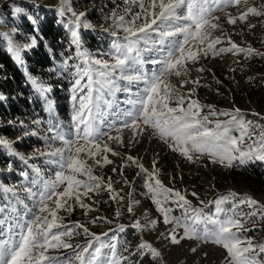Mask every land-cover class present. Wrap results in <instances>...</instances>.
Instances as JSON below:
<instances>
[{"label": "snow or ice", "instance_id": "1", "mask_svg": "<svg viewBox=\"0 0 264 264\" xmlns=\"http://www.w3.org/2000/svg\"><path fill=\"white\" fill-rule=\"evenodd\" d=\"M127 2L138 4L140 12L131 15L130 19L115 12L108 18L113 21L116 30L110 33L114 39L111 51L107 53L110 60H106L103 59L105 54L97 58L83 48L81 29L94 28L85 19L86 14H77L71 7V0H60L57 11L61 17L71 14L65 27L70 32L71 44L75 46L76 57L80 60V63L71 65L74 69L71 89L72 127L68 132L60 125L48 127L47 133L50 135L41 137L48 142V150L36 149L31 155L20 152L16 145L24 138L39 136V132L29 130L23 120L8 122L18 124L22 130V134L15 140L0 136V150L6 151L8 156L23 162L36 173V179L32 181L33 186L21 189L27 198L34 200L35 211L25 205L26 214L31 215L30 219H21L11 201L8 205L0 206V264H134L133 257L146 255L163 260L161 251L143 239L133 250L124 248L127 255L118 254L117 244L114 242L115 235L111 237L113 242H106L102 237H107L108 232L96 234L80 222H75L69 227L59 215L61 210L71 213L73 205L86 209L87 214V211L93 209L85 203V198L91 199L93 194H99L101 191L109 192L110 199L117 202L124 200L113 188L111 177L105 180L94 175L93 168L112 164L109 154L121 155L109 142L123 145L122 133L125 129L132 132L133 138L151 129L154 137L189 161L194 157L199 159V156L204 154L209 156L212 163L226 167L234 166V162L244 165L251 161H264V131L253 139L247 149L239 146L246 137L252 139L255 136L251 131L252 122L245 121L240 109L217 113L208 106V114L202 115L203 106L191 99L192 90H189L188 95L181 94L179 89L169 82L171 76H187L190 72L189 65L199 63L202 57L206 58L209 54L213 57L225 53L233 56L242 54L246 57L264 55L251 47L234 42L231 35L223 31L221 17L215 15L222 12L229 25L246 24L251 30L256 24L250 21V17L264 23V5L248 6L249 0ZM233 7L237 9L236 15L228 11ZM22 11L21 8H15L13 15H19ZM130 12L131 9H126V14ZM26 18L33 26L37 25V20L32 16ZM217 30L222 32V36H213V32ZM120 32L123 33L122 37ZM4 39L13 59L21 65L24 64L22 52L37 46L35 37L24 45L17 44L7 34H4ZM223 44L227 46L217 47ZM153 51L159 58L146 61L144 54ZM70 60L71 56L64 61V65L68 66ZM145 63L158 67L149 74L143 70ZM204 70L203 67L197 69L199 72ZM25 74L34 90L47 101L50 87L27 73V70ZM119 81H125L129 85L143 83L144 87L133 93L130 87L121 88ZM187 83L199 86L200 81L182 80L180 87ZM119 91L129 93L125 103L130 105V108L119 114L122 118L119 126L112 123L108 125L110 130H103L106 109L111 108L114 103L107 97H114ZM47 103L48 110L51 111L52 102ZM215 115L228 116L230 119L224 122L209 119ZM32 123L38 125L41 122L34 120ZM213 124L214 127L210 126ZM233 128L240 132L239 136L231 134ZM112 132H115V135ZM56 141L61 143V147L52 149L51 142ZM37 156L48 157L49 163L58 165L60 170L55 173L54 179H43L40 169L30 164ZM54 157L58 159H51ZM156 164L157 162L153 161L152 171H149L136 157L127 155L120 166V174L123 176V169L134 165L140 170L137 175H145L146 195L156 206L160 218L145 223L137 218L130 225L119 224L115 229H109L110 232L122 233L126 227H131L142 234L154 230L162 218V223L169 225L170 229L159 233L158 239H166L172 245H180L185 239L210 242L226 250L228 264H264V244H253L251 239L242 237L244 217L236 211L239 205L258 206V201L252 197L237 200L238 194L229 193L211 201L210 203L216 206L215 214H206L203 208L193 207L185 194L165 186L159 179ZM112 171L116 172L117 169L113 168ZM20 175L27 178L28 172L22 171ZM37 181L40 188L33 191ZM123 182L131 186L127 178H124ZM61 187L62 190H59ZM0 192L11 193L16 198V203H23L12 188L0 184ZM128 195L131 197L132 193ZM191 195L198 198L196 192ZM138 203L139 201L130 199L127 207L130 215H135L134 205ZM169 204H175L181 210V215H173V208ZM225 204L229 207H223ZM259 213L264 216V206H259ZM256 214L257 212L253 211L249 216ZM116 215L119 217L122 213L117 211ZM98 220L112 223L106 217H96L90 223L95 224ZM81 234L90 239L85 244H73V238ZM105 248L109 249L110 254L103 252ZM69 249L70 255L61 257L49 254V250ZM191 251L196 252V248Z\"/></svg>", "mask_w": 264, "mask_h": 264}, {"label": "rangeland", "instance_id": "2", "mask_svg": "<svg viewBox=\"0 0 264 264\" xmlns=\"http://www.w3.org/2000/svg\"><path fill=\"white\" fill-rule=\"evenodd\" d=\"M59 3L60 0H0V47L12 57L8 51L4 34L11 36L19 45L28 43L32 37L37 39L35 48L22 52L24 64H20V66L25 78L21 86L16 85L14 91H9L3 86L7 75L0 74V101L8 107L7 111H0V136L15 140L22 134V130L18 124L13 125L8 122L23 120L29 130L39 132V136L24 138L16 145L20 152L28 155H31L36 149L48 150V142L41 138L50 135L47 133L48 127L60 125L66 132L72 127L71 89L74 82V69L71 65L80 63V60L76 57L75 46L71 44L70 32L65 27L71 14L61 17L57 11ZM253 5H264V0H249L248 6ZM71 7L77 14L85 13V19L94 26L89 30L81 29L83 48L97 58L101 54H105L103 59L106 60H110L107 53L111 51L114 39L110 33L116 30L113 21L108 18L115 12L117 15H126V19H130L131 15L140 12L138 4L129 3L127 0H71ZM15 8H21L22 13L13 15ZM126 9H131V12L126 14ZM228 11L233 15L237 14V9L234 7ZM215 15L221 17L220 23L223 26V31L230 34L234 42L264 53V23H261L257 18L250 17V21L256 24V27L249 30L246 24L229 25L222 12H217ZM27 16L36 19L37 25L33 26L27 20ZM120 36H123L122 32H120ZM213 36H222V32L214 31ZM221 46L227 45H217V47ZM69 56L72 57V60L69 61L68 66H65L64 61ZM156 58L159 57L155 51L144 54L146 61ZM157 67L158 65L145 63L143 70L150 74ZM201 67L205 70L197 71ZM189 68L190 72L187 76H171L169 82L184 95H188L191 89V99L198 101L199 105L203 106L202 115L208 114L210 110L208 106H211V109L217 113L240 109L245 121L252 122L251 131L255 133L252 139L246 137L239 145L242 149H247L253 139L259 137L260 133L264 131V104L258 99H254L248 92L252 85H257V81L264 83V55L246 57L242 54L233 56L225 53L213 57L209 54L206 58L202 57L199 63L190 64ZM25 70L45 86L50 87L51 91L47 93V101L52 102L51 111L48 110L49 106L45 98L37 93L26 79ZM182 80H199L200 83L199 86L187 83L184 87H180ZM118 83L121 88L130 87L133 93L144 87L143 83L130 85L125 81ZM128 98L129 93L124 91L116 92L114 97H107L114 103L111 108L106 109V123L102 125L103 130H110L109 124L115 123L119 126L122 123L119 114L130 108V105L125 103ZM43 106L47 107L45 113ZM209 119L224 122L228 121L230 117L215 115L210 116ZM34 120H39L41 123L33 124ZM210 126L214 127V124ZM112 134L115 135V132ZM231 134L239 136L240 132L233 128ZM122 135L123 145L109 142L110 146L121 155L112 156L109 154L113 163L103 167H94L93 174L103 177L105 180L111 177L113 188L124 197V200L117 202L110 199V193L107 191L93 194L91 199L85 198V203L91 205L93 209L87 211V214H85L86 209H82L78 205H73L71 213L60 211L59 215L62 213L67 215L66 218L63 214L61 215L65 224L71 227L75 222H80L96 234L108 232L107 237H102L106 242H113L111 237L115 235L116 241L114 242L117 244L118 254L127 255L124 248L135 249L141 239L151 242L162 253L163 260L153 259L148 255L136 256L133 257L134 264H228L226 250L210 242L185 239L180 245H172L166 239H158L159 233L167 232L170 229L169 225L162 223V218L154 230L142 234L131 227H126L122 233L109 231V229H115L119 224L130 225L137 218L141 219L142 223L160 218L156 206L146 195L145 175H137L140 170L134 165L125 167L123 176L120 174V166L124 163V158L131 155L136 157L138 162L142 163L149 171H152L153 161H156L159 179L163 184L185 194L193 207L203 208L206 214H215L216 206L214 203H210L211 201L229 193L238 194L237 200L242 197H252L258 201V206L239 205L236 211L242 213L244 217L242 220L244 228L241 229L242 237L251 239L253 244H264V216L259 213V206H264V183H255L252 178L256 167L264 170V161H251L244 165L234 162V166L226 167L223 164L212 163L207 154L200 155L199 159L194 157L192 161H189L179 152H173L167 145L154 137L151 134V129H147L141 136L135 138L128 129H125ZM51 147L52 149L61 147V143L59 141L51 142ZM49 159L45 156H37L30 161V164H34L40 169L43 179H54L55 173L60 170L57 164L49 163ZM9 165L11 171H9ZM113 168H116L117 171L113 172ZM22 171L28 172L27 178L20 175ZM78 178L86 179V177ZM124 178L131 182V186L123 182ZM34 179H36V173L31 167L8 156L6 151L0 150V184L14 189L19 198L23 200L22 204L16 203V198L11 193L0 192V206L8 205L11 201L21 219H30L31 215L26 214L25 205L28 208H33L34 200L27 198L26 193L21 189L33 186ZM39 188L40 184L37 181L33 191H37ZM59 190H62V187ZM130 192L132 193L131 197L128 195ZM192 192H196L198 198L193 197ZM130 199L139 201L134 205V216L127 212ZM169 206L173 208V215H181V210L175 204H169ZM223 207L228 208L229 205L225 204ZM33 211H35L34 208ZM117 211H120L122 215L117 217ZM253 211H256L257 214L249 216ZM96 217H106L112 223L109 224L104 220H98L95 224L90 223ZM180 231L182 232V230ZM88 239L90 237L81 234L74 237L72 243L85 244ZM193 248H196V252L191 251ZM103 252L106 255L110 254L107 248ZM70 253V249L49 250L50 255L61 257L70 255Z\"/></svg>", "mask_w": 264, "mask_h": 264}, {"label": "trees", "instance_id": "3", "mask_svg": "<svg viewBox=\"0 0 264 264\" xmlns=\"http://www.w3.org/2000/svg\"><path fill=\"white\" fill-rule=\"evenodd\" d=\"M4 73L7 75V80L4 82V88L9 91H14L16 85H22L25 78L24 72L21 69L20 64H18L13 57H11L6 51L0 47V74ZM254 99H258L264 104V83L257 81V85H252L251 89L248 91ZM43 112L47 107L43 106ZM62 108V107H61ZM8 110L6 104L0 101V111ZM23 112V111H20ZM264 170L260 168L254 169V176L252 177L255 183L263 184L264 183ZM66 218V214L62 213ZM60 214V215H62Z\"/></svg>", "mask_w": 264, "mask_h": 264}]
</instances>
